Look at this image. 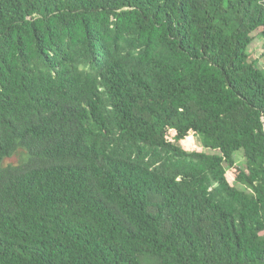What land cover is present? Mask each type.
Masks as SVG:
<instances>
[{
	"label": "trees",
	"instance_id": "16d2710c",
	"mask_svg": "<svg viewBox=\"0 0 264 264\" xmlns=\"http://www.w3.org/2000/svg\"><path fill=\"white\" fill-rule=\"evenodd\" d=\"M254 31L264 0H0V264H264Z\"/></svg>",
	"mask_w": 264,
	"mask_h": 264
},
{
	"label": "rangeland",
	"instance_id": "374dc122",
	"mask_svg": "<svg viewBox=\"0 0 264 264\" xmlns=\"http://www.w3.org/2000/svg\"><path fill=\"white\" fill-rule=\"evenodd\" d=\"M252 41L248 47V54H249V59L256 61V63L260 66H263L264 64V50L262 48V40L260 36L258 35L257 31L252 32ZM182 147L186 151H207V152H212L210 150L205 149L200 141V138L197 136H188L186 137L182 142H181ZM241 153L237 152L235 153V160L240 161L241 160ZM17 157L13 156L12 158L8 159V161L11 162H16Z\"/></svg>",
	"mask_w": 264,
	"mask_h": 264
}]
</instances>
